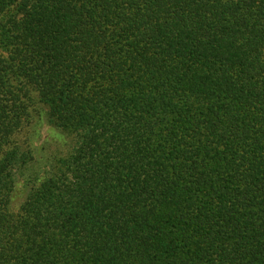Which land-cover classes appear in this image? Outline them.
Returning <instances> with one entry per match:
<instances>
[{
  "label": "trees",
  "instance_id": "16d2710c",
  "mask_svg": "<svg viewBox=\"0 0 264 264\" xmlns=\"http://www.w3.org/2000/svg\"><path fill=\"white\" fill-rule=\"evenodd\" d=\"M0 264H264V0H0Z\"/></svg>",
  "mask_w": 264,
  "mask_h": 264
},
{
  "label": "rangeland",
  "instance_id": "374dc122",
  "mask_svg": "<svg viewBox=\"0 0 264 264\" xmlns=\"http://www.w3.org/2000/svg\"><path fill=\"white\" fill-rule=\"evenodd\" d=\"M33 125L24 127L18 135V141L25 147L34 151L36 162L32 163L26 171L17 174L15 194L13 204L18 206L24 199V195L29 188V178L38 171V168L44 169L46 164L55 155L65 153L68 149V142L60 138V134L51 127L43 125L41 129L36 130Z\"/></svg>",
  "mask_w": 264,
  "mask_h": 264
}]
</instances>
